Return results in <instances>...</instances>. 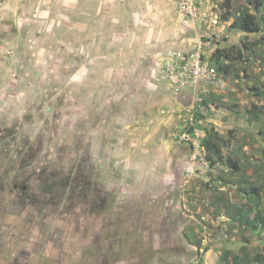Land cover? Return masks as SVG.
<instances>
[{
  "label": "rangeland",
  "instance_id": "rangeland-1",
  "mask_svg": "<svg viewBox=\"0 0 264 264\" xmlns=\"http://www.w3.org/2000/svg\"><path fill=\"white\" fill-rule=\"evenodd\" d=\"M151 2L133 0L128 6L146 12ZM233 2V8L240 5ZM156 4L155 21L139 14L128 23L121 53L103 54V34L111 33L116 16L112 8L104 21L103 0H77L75 26L64 20L66 30L50 34L47 44L45 23L42 34L41 22L27 17L22 52L0 54V264H220L224 246L253 252L254 239L241 240L237 224L213 204L222 191L241 202L231 186L214 179L239 176H228L227 164L209 167L198 137L181 130L202 97H209V107L200 106L202 121L228 140L223 155L260 159L264 110L258 121L248 109L264 107L261 33L232 29V18H221L215 42L204 53V77L177 91L175 81L162 77L166 62H186L185 54L202 36L213 34L176 12L175 3L170 16H162ZM83 6L90 11L85 18L79 17ZM121 25L116 28L122 32ZM2 36L1 25V52L10 45ZM55 40L67 48L39 52ZM217 46L232 47V69L213 77L208 62ZM245 164L241 172L248 176ZM82 171L83 187L73 193L67 182L62 199L50 193L37 218L30 212L41 203L34 191L26 215L15 193L7 191L10 180L20 185L24 175L32 176L29 183L49 175L74 181Z\"/></svg>",
  "mask_w": 264,
  "mask_h": 264
},
{
  "label": "trees",
  "instance_id": "trees-1",
  "mask_svg": "<svg viewBox=\"0 0 264 264\" xmlns=\"http://www.w3.org/2000/svg\"><path fill=\"white\" fill-rule=\"evenodd\" d=\"M238 1H240V5L235 8H233L235 6L233 0L219 1V7L224 8L221 12V18L223 20L232 18L229 24V27L232 29L242 32L261 33L260 40L264 41V33H262L264 30V0ZM232 8L235 12H232ZM209 38L212 39L211 37L202 36V40H209ZM240 49H238V55L241 54ZM185 55L187 56L188 54ZM204 56V54H201L202 58H205ZM232 58V47L217 46L211 53L209 64L210 67L217 70V73L227 75L232 69L230 63L227 62ZM208 100H210L209 97H202L200 103L196 105L192 119L187 122V125L181 131L186 132L191 137H198V144L204 150V158L209 167H213L216 164L222 166L227 164L230 171L226 174L228 176H231V174L239 176V178L236 177V180L230 179L229 177H222V175L214 179L220 180L224 185L231 186L235 194L242 197L241 202L239 204L233 203L228 194L222 191L215 198L213 204L219 212L221 210V213L228 220L237 224L241 240H250L251 242L254 239V247L251 249L253 250L252 253L244 250L241 253H237L229 246L222 247L219 262L220 264H264V145L257 146V150L261 154L260 159L244 161L246 162L245 165L247 168L251 171L250 175H245V173L241 172V166L244 165V162L239 161L237 159L238 156L235 158L230 155L225 156L222 153V148L223 146H227L228 140L223 139L222 135L219 134L213 125L205 124L202 121L204 115L200 110V106L203 105L208 108ZM263 110L264 107L253 104L248 109V113L260 121L262 120ZM262 125L263 127L261 128ZM196 130H202L204 134L197 136ZM258 136L261 137L264 143V121L258 129ZM190 145L192 146V142ZM53 178V176H48L43 180L38 191L44 194L46 192V194L52 193L50 190L54 188L53 183L56 181ZM70 180L71 178L69 176L66 177L67 182H71ZM58 184L62 186L60 182ZM72 191L73 189H71ZM62 196L60 195V197ZM253 235L256 237L253 238ZM198 243L200 244V242ZM198 246L195 248L196 255L200 256L201 253H199ZM243 247L244 245H242ZM204 249H207V247Z\"/></svg>",
  "mask_w": 264,
  "mask_h": 264
},
{
  "label": "flooded vegetation",
  "instance_id": "flooded-vegetation-1",
  "mask_svg": "<svg viewBox=\"0 0 264 264\" xmlns=\"http://www.w3.org/2000/svg\"><path fill=\"white\" fill-rule=\"evenodd\" d=\"M23 1H25V0H23ZM26 1H27L26 3H24L22 5L15 6V8H12V5H9V6L5 5L6 6L5 13H2L0 11V19L2 18V19L8 20V22L11 25L10 28H11L12 32H13V29H16V32L14 35L15 37H14V39H12V44L14 47H10V48L7 47L2 52L0 51V54H5L4 55L5 58L7 56H9V54L13 53V51H17L20 53L22 52L21 47L23 46V42H27V40L25 39L26 35H27V29H28V24H27L28 18L27 17H29L30 19H33L35 21L37 18L40 19L42 27L40 28L39 31L42 32V34L45 32V34H46L45 42L47 41L46 42L47 44H49L52 41L51 38H53V36H50V34H55V35L59 36L62 28L64 30H66V27H63L64 22L61 20L60 13H58L57 16L54 14L55 5H54V2L52 0H26ZM69 1H72V3L75 4L77 0H69ZM3 2L5 4H8V0H0V9H1V7H3L2 6ZM10 4H12V2H10ZM57 4L59 5V0H57ZM21 6H23V10L21 11L20 14L21 15L23 14L22 18H23V16H25L23 18V21H21L22 18L19 17V15H18L19 11H20L19 9ZM81 14L82 15H80L79 17H82V18H85L86 15L89 16L90 15L89 8H87L86 6H83V10L81 11ZM75 17H76V8L73 7L72 11L69 14V21L71 19V23L70 22L69 23L72 26H75V24H74V22L76 21ZM44 23H45V25H44ZM4 24H6V23H4ZM61 24H62V26H61ZM43 25H44V32H43ZM19 38H22L24 40L21 41V39H19ZM42 43H43V41H42ZM72 44H73L72 47L74 48L75 42ZM58 45H59V41L55 40L52 46H47L45 48V50H40L39 52L40 53H43V52L49 53V52H52L54 49H57V51H64L67 48V47H65L66 45L62 46L61 48H58ZM30 53H35V51L32 50ZM20 163L22 164L23 161H20ZM22 174H24V172H21V173L15 175V177L18 178ZM29 176L26 177V175H24L23 179L25 182L21 181L20 185H19L18 180H15V181L10 180V183L8 185L9 188L7 189V191L9 194L15 193L16 197H14V199L17 200L16 201L17 203L21 204L20 206H22L25 215L28 213V211L26 210L27 206L25 205V203L34 205V196H32L33 195L32 193L34 191V195L37 196L41 200V203L39 205L36 204L34 206H31L32 208H31L30 212H33L32 217L37 218V217H39L37 215L41 214L40 212H42V209L44 207L48 206V199H50L52 195H50V193L46 194L47 192L45 194L43 192L40 193L38 190L42 184L41 180H38V178H39L38 177L37 181L35 180L33 183H29L31 180V177H32V176L31 177H29ZM49 176H51V175H49ZM84 176H85V174L83 171L78 173L77 175H73L74 181L71 179L70 180L71 183L69 182V185H68V187H72L73 193L76 192L77 188L81 189L83 187L80 180ZM75 178H78L77 184L75 183ZM53 179L56 180L55 177ZM56 181H55V183H53L54 188L50 191L52 193H58L61 196L63 194V196H64L68 190L67 181H65V180H63V181L56 180ZM58 182H60L62 184V186H60L58 184ZM85 182H88V181H86V179H85L84 183ZM1 188L5 189L3 186H1ZM40 190H42V188H40ZM78 191L80 192V190H78ZM78 191H77V193H78ZM70 192H71V190H70ZM41 196L44 197V199ZM63 196L61 197V199L63 198Z\"/></svg>",
  "mask_w": 264,
  "mask_h": 264
},
{
  "label": "crops",
  "instance_id": "crops-1",
  "mask_svg": "<svg viewBox=\"0 0 264 264\" xmlns=\"http://www.w3.org/2000/svg\"><path fill=\"white\" fill-rule=\"evenodd\" d=\"M52 1L54 2V5H55L54 14L57 16L58 13H60V17H61V20L63 22H64V20H69V14L72 11L73 7L76 8L77 1L75 4H73L72 1H69V0H59V5L57 4V0H52ZM132 1L133 0H131V2ZM139 1H146V0H139ZM150 1H152L150 10L148 9L146 12H144V8L143 9L141 8V10L138 9L139 10V11H137L138 13H135L133 10V6H128L131 3L129 0H103V18H104V21L108 20L107 13L110 12L111 8L113 10V13L116 14V16H114L112 19L111 28H108V30L111 31V33L103 34V54H105L106 57L112 53L123 52L124 46H122L123 40L121 39V36L124 34L123 30H130V28H129L130 24H128V23H130V21H132V20H134V21L138 20L139 14H141V15L147 14L149 16L151 14V15H153V17H149V20L155 21V14L157 13L156 10H158V9H156V8H158V5L156 3L160 4L159 10L162 11V16L164 15V13H165L164 16H170L172 14L173 8L174 9L176 8L174 1L168 2V3L164 2L165 0H150ZM156 1H158V2H156ZM161 1H163L162 2L163 3L162 8H161ZM10 2H12V4H10ZM26 2H27L26 0L25 1H23V0H8V4H5L4 2H3V5L1 4L3 7H1L0 11L2 13H5V11H6L5 5H8V6L12 5V8H15V6L22 5ZM173 4L175 7L173 6V8H172ZM125 6H126V9H125ZM124 9L127 12V13H125L126 17H124V18H127V20H128L127 23L123 22V21H126V19H124L123 17L121 18V16L124 14ZM175 10L177 12V8ZM166 20H170V19L166 18ZM36 22L37 23L40 22V19L37 18ZM4 23H6V24H4ZM119 23H122V25L120 26V29H122L123 33L119 29L116 28ZM1 25H2V34H3L2 38L6 37V40L10 41V43H9L10 45L8 47V48H10L11 47V40L14 39L15 34L12 35V30L10 28L11 25L8 22V20L1 18L0 19V29H1ZM7 30H8V33H6ZM105 30H107V29H105ZM131 43H132V41H131ZM127 46L131 47V44H128ZM6 70L8 71V69H6Z\"/></svg>",
  "mask_w": 264,
  "mask_h": 264
},
{
  "label": "built area",
  "instance_id": "built-area-1",
  "mask_svg": "<svg viewBox=\"0 0 264 264\" xmlns=\"http://www.w3.org/2000/svg\"><path fill=\"white\" fill-rule=\"evenodd\" d=\"M176 4L177 11L185 18L198 22L205 27L206 34L217 35L216 29L221 25V10L218 11V3L216 0H173ZM212 29V30H211ZM211 40L199 41L196 49L189 53L188 60L180 69H176L173 65L166 66L167 76L176 73L178 80V89L182 88L188 78L193 82H197L204 77L205 68L201 60V52L203 46H212ZM211 69V68H210ZM213 72V69H211ZM214 76V73H213Z\"/></svg>",
  "mask_w": 264,
  "mask_h": 264
},
{
  "label": "clouds",
  "instance_id": "clouds-1",
  "mask_svg": "<svg viewBox=\"0 0 264 264\" xmlns=\"http://www.w3.org/2000/svg\"><path fill=\"white\" fill-rule=\"evenodd\" d=\"M217 3H218V1H217ZM178 12V11H177ZM185 18V17H184ZM187 19V18H186ZM205 36V35H204ZM207 37H209V36H207ZM211 38L212 39H210L209 38V40H211L212 41V43H214L215 41H213V39H214V36H211ZM201 41H205V40H202L201 39ZM213 46V45H212ZM212 46H203L202 47V52H201V54H204L205 52H206V50H207V48H212ZM195 49H196V46H195ZM195 49H193V51L195 50ZM192 52V51H191ZM191 52H189V53H191ZM189 53H188V55H189ZM187 55V56H188ZM186 56V57H187ZM182 58V57H181ZM187 60H188V57L186 58ZM180 60V59H179ZM201 60H202V62L205 60V58H202L201 57ZM187 62V61H186ZM185 62V60H180V63H176V64H178L177 66H175V63L173 62V61H171L170 63L167 61L166 62V64L168 65V64H170V65H173L176 69H180V67L184 64V63H186ZM203 64H205L204 62H203ZM208 64H209V62H208ZM167 65H165L164 66V71H166V66ZM211 69H213V73H214V76L213 77H215L216 75H217V70L215 69L214 70V68H212V67H210ZM160 70V69H159ZM167 72V71H166ZM161 74H163V72H160ZM168 73V72H167ZM167 73L164 75V76H162L163 77V79H166L168 82H171V81H175L176 83L175 84H177L176 86L178 87V80H177V74L176 73H173V74H171V75H169V76H167ZM188 81H192L190 78H188L187 80H186V82H185V84H184V86L182 87V88H175V90H177V91H181L184 87H185V85L187 84V82ZM193 82V81H192ZM193 83H195V82H193Z\"/></svg>",
  "mask_w": 264,
  "mask_h": 264
}]
</instances>
